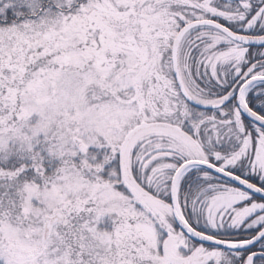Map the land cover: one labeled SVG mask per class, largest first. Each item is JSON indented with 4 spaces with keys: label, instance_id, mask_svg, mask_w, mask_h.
Segmentation results:
<instances>
[{
    "label": "snow or ice",
    "instance_id": "snow-or-ice-1",
    "mask_svg": "<svg viewBox=\"0 0 264 264\" xmlns=\"http://www.w3.org/2000/svg\"><path fill=\"white\" fill-rule=\"evenodd\" d=\"M0 264H264V0H0Z\"/></svg>",
    "mask_w": 264,
    "mask_h": 264
}]
</instances>
